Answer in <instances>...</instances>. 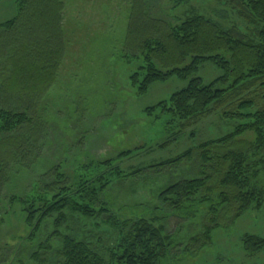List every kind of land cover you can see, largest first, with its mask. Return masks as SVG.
Listing matches in <instances>:
<instances>
[{
  "label": "trees",
  "instance_id": "trees-1",
  "mask_svg": "<svg viewBox=\"0 0 264 264\" xmlns=\"http://www.w3.org/2000/svg\"><path fill=\"white\" fill-rule=\"evenodd\" d=\"M16 1L17 16L0 24V184L11 166L32 156L44 138L43 95L57 79L64 56L63 0ZM228 3L246 32L224 29L199 14L171 25L150 14L155 8L149 0H135L126 46L138 51L142 60L131 77L139 95L173 78L187 83L166 101L147 108L149 115L168 116V123L176 122L178 131L184 132L217 114L221 121L234 124L231 132L127 174L113 161H105L93 164V174L74 183L57 170H52L53 181H45L50 174L43 175L35 195L11 200L23 208L30 229L27 241L35 245L1 251L0 264H21L22 258L37 264H160L173 248V234L166 232L160 218H125L116 213L108 199L113 180L153 183L164 178L153 193L157 202L152 208L169 213L168 223L174 229L179 225L172 212L208 206L201 230L185 251L210 244L223 216L229 217V224L250 209H261L264 0ZM206 63L221 71L207 84L198 76ZM246 134L252 137L247 139ZM243 245L247 252L257 253L264 249V238L246 235Z\"/></svg>",
  "mask_w": 264,
  "mask_h": 264
},
{
  "label": "rangeland",
  "instance_id": "rangeland-1",
  "mask_svg": "<svg viewBox=\"0 0 264 264\" xmlns=\"http://www.w3.org/2000/svg\"><path fill=\"white\" fill-rule=\"evenodd\" d=\"M134 1L63 0L64 56L57 79L43 95L40 115L44 138L32 156L24 158L27 160H22L19 166H11L0 184V252L14 251L19 244L35 245L27 241L30 229L25 223L23 208L17 200H11L35 195L43 175L50 174L45 181H53V171L57 170L74 183L91 176L93 164L105 161H113L127 174L131 169L172 159L200 143L231 132L234 124L221 121L217 114L201 120L192 129L179 132L176 122L168 123V116L146 112L187 83L173 78L151 85L144 95L137 93L131 77L139 71L142 60L138 51L126 46ZM228 1L149 0V5L155 8L150 14L171 25L199 14L224 29L246 32V26L236 17ZM18 12L16 0H0V24L14 19ZM220 75L221 71L210 63L204 64L198 74L205 84ZM245 137L250 139L252 135ZM167 143V147H161ZM127 152L130 154L126 156ZM153 181L135 179L117 183L113 180L108 199L121 217L160 218L166 232L173 234V248L160 264H264V249L249 253L243 245L246 235L264 238V205L259 210L246 211L229 224V217L223 216L211 234L210 244L185 251L190 238L201 230L208 206L172 212L179 225L174 229V224L168 223L169 213L165 215L162 210L152 208L157 202L153 193L165 179L158 177ZM21 264L37 263L22 258Z\"/></svg>",
  "mask_w": 264,
  "mask_h": 264
}]
</instances>
